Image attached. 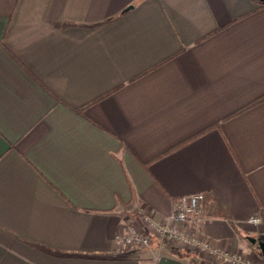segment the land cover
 I'll use <instances>...</instances> for the list:
<instances>
[{
    "label": "crops",
    "instance_id": "obj_1",
    "mask_svg": "<svg viewBox=\"0 0 264 264\" xmlns=\"http://www.w3.org/2000/svg\"><path fill=\"white\" fill-rule=\"evenodd\" d=\"M198 192L264 264L263 0H0V264H225L115 243Z\"/></svg>",
    "mask_w": 264,
    "mask_h": 264
},
{
    "label": "built area",
    "instance_id": "obj_2",
    "mask_svg": "<svg viewBox=\"0 0 264 264\" xmlns=\"http://www.w3.org/2000/svg\"><path fill=\"white\" fill-rule=\"evenodd\" d=\"M206 206V195L203 192L182 197L174 206L167 219H158L154 212L140 208L138 217L143 228L132 226L128 232H119L115 243L122 249L141 250L151 248L155 242L159 248L165 245L189 247L198 251L205 259L215 258L225 264H243L246 260L236 253H229L213 246V244L190 225L202 222ZM252 224H260L261 218L249 219Z\"/></svg>",
    "mask_w": 264,
    "mask_h": 264
},
{
    "label": "water",
    "instance_id": "obj_3",
    "mask_svg": "<svg viewBox=\"0 0 264 264\" xmlns=\"http://www.w3.org/2000/svg\"><path fill=\"white\" fill-rule=\"evenodd\" d=\"M263 2H264V0H263ZM250 240H251L253 243H258L259 246H260L261 252L264 254V240L257 241L256 238H250Z\"/></svg>",
    "mask_w": 264,
    "mask_h": 264
},
{
    "label": "rangeland",
    "instance_id": "obj_4",
    "mask_svg": "<svg viewBox=\"0 0 264 264\" xmlns=\"http://www.w3.org/2000/svg\"><path fill=\"white\" fill-rule=\"evenodd\" d=\"M141 225H142V226H141ZM141 225H140L141 227H144V224H143V223H141ZM138 227H139V226H138ZM141 227H139V228H141ZM205 258H206V257H204V259H205Z\"/></svg>",
    "mask_w": 264,
    "mask_h": 264
},
{
    "label": "trees",
    "instance_id": "obj_5",
    "mask_svg": "<svg viewBox=\"0 0 264 264\" xmlns=\"http://www.w3.org/2000/svg\"><path fill=\"white\" fill-rule=\"evenodd\" d=\"M262 211H263L262 213H263V215H264V210H262Z\"/></svg>",
    "mask_w": 264,
    "mask_h": 264
}]
</instances>
